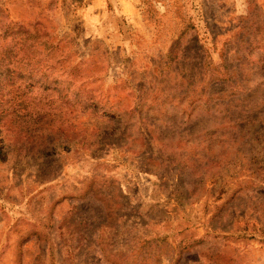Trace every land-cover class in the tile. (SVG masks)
<instances>
[{
  "label": "rangeland",
  "instance_id": "374dc122",
  "mask_svg": "<svg viewBox=\"0 0 264 264\" xmlns=\"http://www.w3.org/2000/svg\"><path fill=\"white\" fill-rule=\"evenodd\" d=\"M0 264H264V0H0Z\"/></svg>",
  "mask_w": 264,
  "mask_h": 264
}]
</instances>
